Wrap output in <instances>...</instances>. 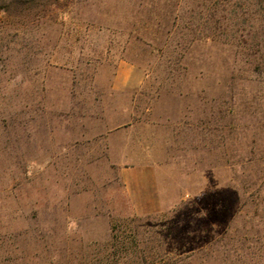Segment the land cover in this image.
Here are the masks:
<instances>
[{
	"label": "rangeland",
	"instance_id": "rangeland-1",
	"mask_svg": "<svg viewBox=\"0 0 264 264\" xmlns=\"http://www.w3.org/2000/svg\"><path fill=\"white\" fill-rule=\"evenodd\" d=\"M0 264H264V0H0Z\"/></svg>",
	"mask_w": 264,
	"mask_h": 264
},
{
	"label": "trees",
	"instance_id": "trees-1",
	"mask_svg": "<svg viewBox=\"0 0 264 264\" xmlns=\"http://www.w3.org/2000/svg\"><path fill=\"white\" fill-rule=\"evenodd\" d=\"M15 1H18V0H15Z\"/></svg>",
	"mask_w": 264,
	"mask_h": 264
}]
</instances>
